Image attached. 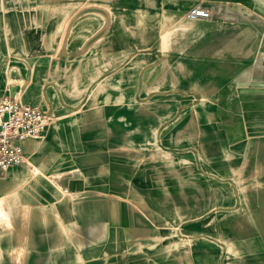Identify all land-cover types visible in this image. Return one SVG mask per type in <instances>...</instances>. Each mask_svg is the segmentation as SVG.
I'll return each mask as SVG.
<instances>
[{
    "label": "rangeland",
    "instance_id": "374dc122",
    "mask_svg": "<svg viewBox=\"0 0 264 264\" xmlns=\"http://www.w3.org/2000/svg\"><path fill=\"white\" fill-rule=\"evenodd\" d=\"M28 1L57 134L2 175L0 264H264V0Z\"/></svg>",
    "mask_w": 264,
    "mask_h": 264
},
{
    "label": "crops",
    "instance_id": "0c3cea01",
    "mask_svg": "<svg viewBox=\"0 0 264 264\" xmlns=\"http://www.w3.org/2000/svg\"><path fill=\"white\" fill-rule=\"evenodd\" d=\"M186 1L192 4L194 2L197 3V1L194 2H191V0H186ZM203 1L204 0H202V2ZM30 3L31 2L28 0L27 1L23 0L22 2H18L14 0L0 1V100L4 99L5 97L18 99L22 103L30 104L47 111L50 117L52 118V122L48 126V129L44 134V138L41 139L40 144H36L40 142V140L28 141L25 144L24 146L25 157L29 156V152L34 147H37L38 150L47 148L48 145L51 143L50 141H52V139H54L57 134L56 131L57 129L52 127L54 116L51 109L37 106L32 102L28 101V99L25 98V96L19 94V91L22 88L29 86V84L27 83L26 84L21 83L23 81L22 79L23 76L24 78H26V75H21V76L19 75L20 77L17 76L15 78L13 76L15 73H17L18 75V73L23 71L26 72V71L34 70L36 69L37 64L39 67H41L42 65H46L48 63L45 54L43 55L39 53V51H37L38 49H46V50L48 49V44L46 42L48 38L46 37V32L45 34L43 33L42 36H39L38 33H35L36 31H32L33 29L32 24H35V22L37 21H35L34 18H32V10H31L32 5ZM59 3L57 2L55 6H57ZM35 4H41V3L36 2ZM60 4H62V6L65 8L68 7V5H65L66 4L65 2H61ZM50 5L51 3L50 1H48L44 3V5H36V7L40 8L45 6L47 7ZM193 7H191L190 9H192ZM208 11L210 12V10ZM66 14L68 16L70 15L68 12H66ZM67 15L62 16V20L65 23L69 19ZM83 18L84 19L81 21L88 23V21L85 20L89 19V17L86 18L83 17ZM198 20H205V19H198ZM198 20H190V21H198ZM83 26L84 24L81 23L80 26L75 28L73 27L74 28L73 30H79V28H82ZM40 29H42V27H39V30ZM93 32L94 31H92V34ZM49 64H51V62H49ZM36 164H38V162ZM16 168L18 167L12 168L10 170L13 171ZM10 170L6 173L7 175L6 174L5 175L7 178L11 179V177H9L8 175V173L10 174ZM3 178L4 177L1 176L0 180H2ZM25 211H28V209H24V213H23V215H25L27 218V213H25ZM8 215L12 220V224L14 225L15 230L25 231V234L28 235L25 237L22 236L21 237L22 239H16L14 241L16 243L19 241L22 242L24 241V243L26 242L29 243L31 238L30 230L27 228L22 229L21 227L22 222H24L23 220H25L26 218H22L23 217L22 213H21L22 216L21 215L15 216L10 209L8 210ZM14 217L17 218L16 222L14 220ZM30 220L31 219L29 218V223ZM11 257L13 258V254L11 255Z\"/></svg>",
    "mask_w": 264,
    "mask_h": 264
},
{
    "label": "built area",
    "instance_id": "2783aa9c",
    "mask_svg": "<svg viewBox=\"0 0 264 264\" xmlns=\"http://www.w3.org/2000/svg\"><path fill=\"white\" fill-rule=\"evenodd\" d=\"M187 17L209 19L210 12L196 6ZM51 122L48 112L39 107L11 97L0 100V176L25 162V144L42 139Z\"/></svg>",
    "mask_w": 264,
    "mask_h": 264
}]
</instances>
